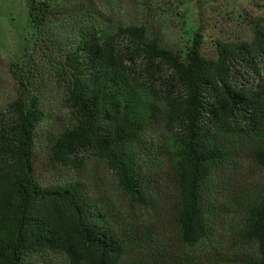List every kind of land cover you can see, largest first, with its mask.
Listing matches in <instances>:
<instances>
[{
  "label": "trees",
  "instance_id": "1",
  "mask_svg": "<svg viewBox=\"0 0 264 264\" xmlns=\"http://www.w3.org/2000/svg\"><path fill=\"white\" fill-rule=\"evenodd\" d=\"M190 1L202 16L209 0ZM55 2L27 0L37 43L61 72L74 118L50 144L51 162L79 168L92 155L125 196L145 207L138 150L154 119L162 118L173 141L170 222L183 246L212 243L230 204L218 176L230 162V142L248 138L251 158L264 171V28L254 23L250 41H218L213 60L202 55L200 35L183 53L161 45L139 21L106 31L90 0L73 13L64 7L59 13ZM56 14L74 15L71 34L48 33ZM246 68L254 84L237 82ZM22 72L16 66L18 92L0 108V264H30L45 253L61 254L68 264H179L171 252L146 247L143 226L122 222L79 185L38 182L35 130L44 115ZM239 196V240L256 246L243 262L264 264V181Z\"/></svg>",
  "mask_w": 264,
  "mask_h": 264
},
{
  "label": "rangeland",
  "instance_id": "2",
  "mask_svg": "<svg viewBox=\"0 0 264 264\" xmlns=\"http://www.w3.org/2000/svg\"><path fill=\"white\" fill-rule=\"evenodd\" d=\"M80 1L56 0L55 3L59 13L64 8L73 13ZM90 1L92 11L98 9L102 14L98 18H102L106 31H113L121 23L139 21L161 45L183 53L200 35L202 55L213 60L217 58L218 41H250L254 23L264 28V0H209L202 16L196 3L190 0ZM74 19V15L56 14L48 24V33L71 34L70 30L77 24ZM72 20L71 24H65ZM38 40L30 22L27 0H0V108L18 92L19 85L13 74L18 66L24 77H28L24 83L36 96L44 115L35 130L34 149L35 174L43 187L79 185L89 198L114 212L122 222L143 226L146 247L158 249L156 253L171 252L179 264H222V260L226 264H244L245 259L256 254L255 244L242 245L239 240L240 212L234 203L239 195L257 189L264 181V171L251 158L253 143L248 138L236 137L230 142V162L218 173L219 179L225 181L222 197L230 206L218 219L212 243L196 247L183 246L170 222L167 193L172 187L170 147L173 141L162 118L154 119L138 150L149 202L145 207L125 196L105 163L92 155H84L79 168L53 164L50 144L64 128L73 124L74 118L65 104L67 89L61 72L40 49ZM242 72L244 78L238 75V83L256 82L251 68ZM220 252L227 255H216ZM29 263L68 264V261L61 254L45 253L30 258Z\"/></svg>",
  "mask_w": 264,
  "mask_h": 264
}]
</instances>
